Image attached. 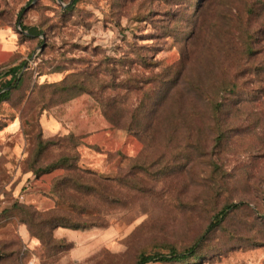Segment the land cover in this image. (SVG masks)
<instances>
[{
	"label": "rangeland",
	"instance_id": "1",
	"mask_svg": "<svg viewBox=\"0 0 264 264\" xmlns=\"http://www.w3.org/2000/svg\"><path fill=\"white\" fill-rule=\"evenodd\" d=\"M6 27L32 52L0 104V264H264V0H0Z\"/></svg>",
	"mask_w": 264,
	"mask_h": 264
},
{
	"label": "trees",
	"instance_id": "2",
	"mask_svg": "<svg viewBox=\"0 0 264 264\" xmlns=\"http://www.w3.org/2000/svg\"><path fill=\"white\" fill-rule=\"evenodd\" d=\"M34 0H32L33 2ZM23 30H27L22 27ZM30 34H36L35 30H31ZM24 43V42H23ZM28 45V56L31 55L32 50H30V43ZM26 61L21 63L19 66L16 68L12 69L10 72H8V75L11 74V79L6 82L3 87H0V91L5 89L4 92L0 93V104L7 101L10 97L11 90L14 87H19L20 84L22 83L23 78L20 77V72L22 68L25 66ZM28 68V67H27ZM28 71V69L26 70ZM92 74V73H91ZM94 75V76H92ZM90 75V77L94 78L96 80L97 76L95 74ZM79 77L78 74H72L70 77H67L62 83L61 86H63V89L65 91H70L71 89H74V93L70 94V98H75L79 96L80 94L84 93L85 90H88L86 88L85 83H81L77 81V78ZM97 84H100L98 80H96ZM93 83V82H91ZM90 83V84H91ZM90 94H93L92 91L89 92ZM240 206V204H233V205H228L225 206L214 218L213 224L210 226L211 229H215L219 224L224 221V219L227 217V215L234 209H237ZM196 251V245L193 246L192 248L186 249L182 253L178 252H172L168 255H160V254H154V255H147V254H140L138 257V260L136 264H149V263H155V262H161V263H172V262H183L187 260L190 257L195 256Z\"/></svg>",
	"mask_w": 264,
	"mask_h": 264
},
{
	"label": "crops",
	"instance_id": "3",
	"mask_svg": "<svg viewBox=\"0 0 264 264\" xmlns=\"http://www.w3.org/2000/svg\"><path fill=\"white\" fill-rule=\"evenodd\" d=\"M28 54V45L20 41L15 28H0V87L11 79L8 72L26 61Z\"/></svg>",
	"mask_w": 264,
	"mask_h": 264
},
{
	"label": "built area",
	"instance_id": "4",
	"mask_svg": "<svg viewBox=\"0 0 264 264\" xmlns=\"http://www.w3.org/2000/svg\"><path fill=\"white\" fill-rule=\"evenodd\" d=\"M0 216H1V212H0Z\"/></svg>",
	"mask_w": 264,
	"mask_h": 264
},
{
	"label": "water",
	"instance_id": "5",
	"mask_svg": "<svg viewBox=\"0 0 264 264\" xmlns=\"http://www.w3.org/2000/svg\"><path fill=\"white\" fill-rule=\"evenodd\" d=\"M25 67H26V66H25ZM25 67H24V68H25Z\"/></svg>",
	"mask_w": 264,
	"mask_h": 264
}]
</instances>
